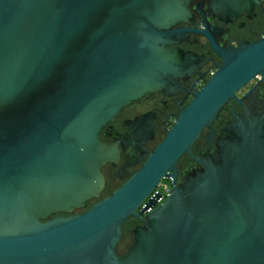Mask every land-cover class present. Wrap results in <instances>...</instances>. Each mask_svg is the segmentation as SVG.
Returning <instances> with one entry per match:
<instances>
[{
  "label": "water",
  "instance_id": "obj_1",
  "mask_svg": "<svg viewBox=\"0 0 264 264\" xmlns=\"http://www.w3.org/2000/svg\"><path fill=\"white\" fill-rule=\"evenodd\" d=\"M262 1L0 0V264H264V103L250 111L235 95L253 78L264 93V32L222 45L203 9L228 22L254 6L264 14ZM192 33L219 62L140 166L100 197V168L135 146L100 131L145 94L187 93L179 80L204 76L201 56L178 46ZM230 101L244 112L215 133ZM137 123L134 138H150ZM203 129L208 152L193 154ZM182 155L196 166L175 183ZM161 178L164 197L151 193ZM131 217L140 224L118 254Z\"/></svg>",
  "mask_w": 264,
  "mask_h": 264
},
{
  "label": "flooded vegetation",
  "instance_id": "obj_2",
  "mask_svg": "<svg viewBox=\"0 0 264 264\" xmlns=\"http://www.w3.org/2000/svg\"><path fill=\"white\" fill-rule=\"evenodd\" d=\"M261 7L264 10V0L261 2ZM203 9L210 26L216 28L215 34L222 45H234L241 39H253L259 37L264 32L262 31L263 27H261L262 24H264V14L261 9L256 6L253 7L251 14L242 13L238 18L228 22L218 20L208 11L205 4H203ZM192 14L193 22L196 23L199 17L195 12H192ZM196 27L200 28L201 25L197 23ZM178 46L183 51H191L198 56H201L197 65L201 72H205L204 76L198 79V81H195L197 75L192 73L180 79L179 85L188 90L187 93L183 89H174L170 93L159 91L145 94L140 99L131 102L122 108L113 121L109 122V124L102 128L99 134V138L102 141H113L115 137L119 135L127 140H131L132 143L135 144V146H124L122 144L119 149V157L117 161L114 164L106 163L100 168V171L104 176L105 185L108 180H117L121 183L130 172L136 170L140 166L144 156L153 148L154 144L162 138L165 130L169 128L174 121L178 106L184 105L190 100L191 94L189 91H191L192 88H199L204 80L212 73V63H217L220 60L219 56L211 49L205 37L198 33L189 34L188 39L181 40ZM192 84L193 87H191ZM251 89H253V91L247 94ZM235 95L237 98H242L244 106L250 111L259 112L264 103V93L261 90L260 84L257 83L256 78H253L245 86L235 92ZM231 110L238 113L244 112L243 106L235 101L227 103L221 109L216 118V120L221 119L219 124L216 127L214 126L216 120L212 124L215 133L218 132V129L226 120L232 119L230 114ZM138 120H141L143 124L152 126L153 130L150 138H147L146 140H142V136L138 139L134 138L133 129L138 127ZM204 132L205 129L202 130L199 138L193 144L191 148L193 154H196L199 151L203 153L208 152V146L205 144ZM142 134H144V132H142ZM147 135L148 133L145 136ZM209 147L213 150L212 142L209 143ZM183 156H186V158L182 159ZM194 166L196 165L190 156L182 155L176 162L175 183L181 182L184 175ZM164 180L166 181H162L161 178L158 185L165 184L170 187V180ZM157 187L153 189L151 193L154 190L158 191ZM161 196L163 197L162 194ZM140 217H143V215ZM124 224L128 226L131 232L136 224H140V221L131 217Z\"/></svg>",
  "mask_w": 264,
  "mask_h": 264
},
{
  "label": "rangeland",
  "instance_id": "obj_3",
  "mask_svg": "<svg viewBox=\"0 0 264 264\" xmlns=\"http://www.w3.org/2000/svg\"><path fill=\"white\" fill-rule=\"evenodd\" d=\"M263 29L262 31H264V24H262ZM256 36V34H255ZM221 119H217L214 123V126L216 127L219 124V121ZM186 158V156H183L182 159ZM162 181H166L164 179H162ZM118 184H120L117 180H108V182H106V185L103 189V191L101 192V197L105 196L107 194L110 193V191L115 188ZM92 203V201L88 202L86 204V206L90 205ZM131 242V232L128 228V226L126 224L122 225V232H121V236H120V240L116 245V251L118 254H121L125 251V248L130 244Z\"/></svg>",
  "mask_w": 264,
  "mask_h": 264
},
{
  "label": "built area",
  "instance_id": "obj_4",
  "mask_svg": "<svg viewBox=\"0 0 264 264\" xmlns=\"http://www.w3.org/2000/svg\"><path fill=\"white\" fill-rule=\"evenodd\" d=\"M157 190L163 195V197L168 193L169 187L165 184H159Z\"/></svg>",
  "mask_w": 264,
  "mask_h": 264
},
{
  "label": "trees",
  "instance_id": "obj_5",
  "mask_svg": "<svg viewBox=\"0 0 264 264\" xmlns=\"http://www.w3.org/2000/svg\"><path fill=\"white\" fill-rule=\"evenodd\" d=\"M89 202H90V201H89ZM87 203H88V202H87ZM87 203H86V204H87Z\"/></svg>",
  "mask_w": 264,
  "mask_h": 264
}]
</instances>
